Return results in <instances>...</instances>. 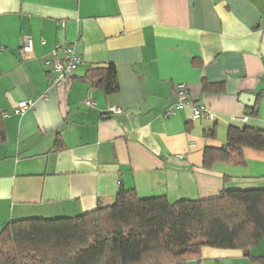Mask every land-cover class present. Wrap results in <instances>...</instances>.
Wrapping results in <instances>:
<instances>
[{
    "label": "crops",
    "instance_id": "obj_1",
    "mask_svg": "<svg viewBox=\"0 0 264 264\" xmlns=\"http://www.w3.org/2000/svg\"><path fill=\"white\" fill-rule=\"evenodd\" d=\"M67 43L82 62L56 86L51 55ZM108 64L118 89L105 94L86 73ZM180 82L211 118L162 116ZM25 99L33 106L14 114ZM0 111V230L111 205L121 188L172 203L264 189V151L244 147L242 165L204 160L230 127L264 131V0H0ZM249 255L264 256V236ZM185 264L254 263L202 246Z\"/></svg>",
    "mask_w": 264,
    "mask_h": 264
},
{
    "label": "trees",
    "instance_id": "obj_2",
    "mask_svg": "<svg viewBox=\"0 0 264 264\" xmlns=\"http://www.w3.org/2000/svg\"><path fill=\"white\" fill-rule=\"evenodd\" d=\"M105 94L118 89L114 65L87 70ZM6 139L0 111V143ZM244 147L264 151V131L230 127L219 150L206 148L205 162L244 164ZM264 236V189H223L205 199L170 202L140 198L121 188L113 204L75 216L12 220L0 230V264H185L200 248H249Z\"/></svg>",
    "mask_w": 264,
    "mask_h": 264
},
{
    "label": "built area",
    "instance_id": "obj_3",
    "mask_svg": "<svg viewBox=\"0 0 264 264\" xmlns=\"http://www.w3.org/2000/svg\"><path fill=\"white\" fill-rule=\"evenodd\" d=\"M21 54L25 59H28L33 54V44L29 37H23L20 41ZM62 58H60L54 50L51 55L53 62L54 76L52 77L53 84L56 86H67L78 67L82 62L74 47L70 44H65L62 47ZM85 104L92 105L90 98L85 99ZM33 106V101L30 99L21 100L16 107L13 108L14 114H22ZM189 107L192 111V118L198 119L201 117L211 118L212 114L204 111L201 107L192 103L187 85L183 82L177 83L174 87V99L170 107H168L162 116L167 118L176 113L177 110ZM107 111L113 114H120L122 110L119 107L110 106Z\"/></svg>",
    "mask_w": 264,
    "mask_h": 264
},
{
    "label": "water",
    "instance_id": "obj_4",
    "mask_svg": "<svg viewBox=\"0 0 264 264\" xmlns=\"http://www.w3.org/2000/svg\"><path fill=\"white\" fill-rule=\"evenodd\" d=\"M247 99H248V101H251V97H248Z\"/></svg>",
    "mask_w": 264,
    "mask_h": 264
}]
</instances>
